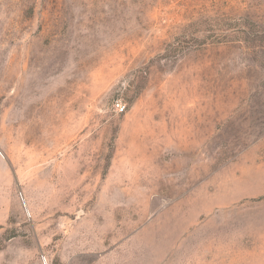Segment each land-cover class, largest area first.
<instances>
[{"label": "rangeland", "instance_id": "1", "mask_svg": "<svg viewBox=\"0 0 264 264\" xmlns=\"http://www.w3.org/2000/svg\"><path fill=\"white\" fill-rule=\"evenodd\" d=\"M0 264H264V0H0Z\"/></svg>", "mask_w": 264, "mask_h": 264}, {"label": "built area", "instance_id": "2", "mask_svg": "<svg viewBox=\"0 0 264 264\" xmlns=\"http://www.w3.org/2000/svg\"><path fill=\"white\" fill-rule=\"evenodd\" d=\"M126 106L122 104H117V111L118 112H125Z\"/></svg>", "mask_w": 264, "mask_h": 264}, {"label": "trees", "instance_id": "3", "mask_svg": "<svg viewBox=\"0 0 264 264\" xmlns=\"http://www.w3.org/2000/svg\"><path fill=\"white\" fill-rule=\"evenodd\" d=\"M243 1H245V2H251V1H253V0H243Z\"/></svg>", "mask_w": 264, "mask_h": 264}]
</instances>
